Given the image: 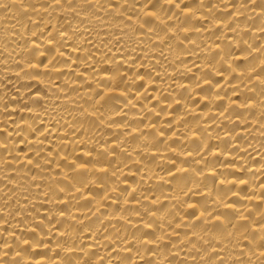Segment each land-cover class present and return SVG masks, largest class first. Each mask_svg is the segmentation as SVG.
Returning <instances> with one entry per match:
<instances>
[{"label": "bare ground", "instance_id": "1", "mask_svg": "<svg viewBox=\"0 0 264 264\" xmlns=\"http://www.w3.org/2000/svg\"><path fill=\"white\" fill-rule=\"evenodd\" d=\"M0 264H264V0H0Z\"/></svg>", "mask_w": 264, "mask_h": 264}]
</instances>
